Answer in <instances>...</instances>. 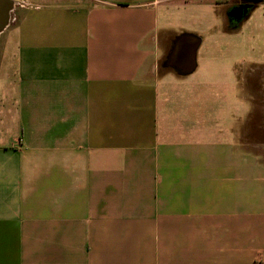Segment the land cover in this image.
Listing matches in <instances>:
<instances>
[{
  "label": "crops",
  "instance_id": "obj_1",
  "mask_svg": "<svg viewBox=\"0 0 264 264\" xmlns=\"http://www.w3.org/2000/svg\"><path fill=\"white\" fill-rule=\"evenodd\" d=\"M2 33L0 264H264V0H15Z\"/></svg>",
  "mask_w": 264,
  "mask_h": 264
},
{
  "label": "water",
  "instance_id": "obj_2",
  "mask_svg": "<svg viewBox=\"0 0 264 264\" xmlns=\"http://www.w3.org/2000/svg\"><path fill=\"white\" fill-rule=\"evenodd\" d=\"M14 8L15 0H0V35L9 26ZM199 40L200 38L193 34H182L176 39L172 50L171 63L180 73H190L195 68V52ZM179 53L185 54V62L181 61Z\"/></svg>",
  "mask_w": 264,
  "mask_h": 264
},
{
  "label": "rangeland",
  "instance_id": "obj_3",
  "mask_svg": "<svg viewBox=\"0 0 264 264\" xmlns=\"http://www.w3.org/2000/svg\"><path fill=\"white\" fill-rule=\"evenodd\" d=\"M11 15H12V13H11ZM3 42H4V33H1V35H0V49H1V46H3ZM256 98L258 101L255 104H251V114H254V112H256L255 113L256 117L251 119V128H252L251 132H256L255 131L256 129H254L255 127H260V126L264 125L263 119L260 118L261 115L259 114V112L263 109V106H264L263 104H261V101H260L262 99V97L257 96ZM259 137L261 140H264L263 134H261V136L259 135Z\"/></svg>",
  "mask_w": 264,
  "mask_h": 264
},
{
  "label": "trees",
  "instance_id": "obj_4",
  "mask_svg": "<svg viewBox=\"0 0 264 264\" xmlns=\"http://www.w3.org/2000/svg\"><path fill=\"white\" fill-rule=\"evenodd\" d=\"M253 5L250 6V8L252 7Z\"/></svg>",
  "mask_w": 264,
  "mask_h": 264
}]
</instances>
